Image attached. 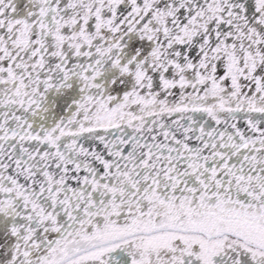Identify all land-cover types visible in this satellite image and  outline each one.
I'll use <instances>...</instances> for the list:
<instances>
[{
  "label": "snow or ice",
  "instance_id": "obj_1",
  "mask_svg": "<svg viewBox=\"0 0 264 264\" xmlns=\"http://www.w3.org/2000/svg\"><path fill=\"white\" fill-rule=\"evenodd\" d=\"M0 264H264V0H0Z\"/></svg>",
  "mask_w": 264,
  "mask_h": 264
}]
</instances>
